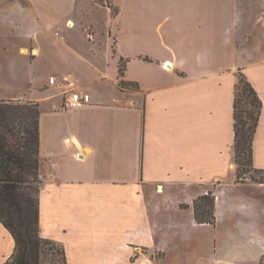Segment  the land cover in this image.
<instances>
[{
    "label": "crops",
    "instance_id": "crops-1",
    "mask_svg": "<svg viewBox=\"0 0 264 264\" xmlns=\"http://www.w3.org/2000/svg\"><path fill=\"white\" fill-rule=\"evenodd\" d=\"M115 3L0 0V100L40 112L41 236L66 264H261L264 182L237 180L233 104L241 71L262 102L251 161L264 170V11ZM63 75L88 103L60 108ZM209 190L214 223L198 222ZM14 247L0 221V264Z\"/></svg>",
    "mask_w": 264,
    "mask_h": 264
},
{
    "label": "trees",
    "instance_id": "trees-1",
    "mask_svg": "<svg viewBox=\"0 0 264 264\" xmlns=\"http://www.w3.org/2000/svg\"><path fill=\"white\" fill-rule=\"evenodd\" d=\"M95 1L109 6L113 15L118 13L115 0ZM119 74H123V64ZM118 86L130 88L134 84L121 79ZM261 105L251 83L237 71L233 104L236 166H239L240 158L252 166V140ZM39 113L34 101L0 100V221L15 242L14 251L5 263L11 260V264H40L43 247L48 245L50 249H59L62 263L66 264L63 247L40 234ZM236 177H239L238 167ZM194 214L198 222L214 223V196L210 193L199 196L194 201ZM263 259L264 254L261 262Z\"/></svg>",
    "mask_w": 264,
    "mask_h": 264
},
{
    "label": "rangeland",
    "instance_id": "rangeland-1",
    "mask_svg": "<svg viewBox=\"0 0 264 264\" xmlns=\"http://www.w3.org/2000/svg\"><path fill=\"white\" fill-rule=\"evenodd\" d=\"M259 7H260V13L263 10L264 11V0H257ZM12 101H18L21 103H24L26 101H19V100H12ZM29 101V100H27ZM238 167V173L239 177L237 178L238 181H245L246 179L250 180H264V170H258L253 168L250 165H247L245 163V160L240 158V164ZM210 195L212 194V190H209ZM241 196V195H240ZM200 203V201H198ZM243 219V215L237 214L236 220L240 221ZM220 225H226L228 224L226 222V218L220 220ZM5 264H11V260L8 261V263ZM40 264H63L62 263V255L56 247L54 249H50L48 245H44L43 247V253L41 254ZM261 264H264V259L261 262Z\"/></svg>",
    "mask_w": 264,
    "mask_h": 264
},
{
    "label": "built area",
    "instance_id": "built-area-1",
    "mask_svg": "<svg viewBox=\"0 0 264 264\" xmlns=\"http://www.w3.org/2000/svg\"><path fill=\"white\" fill-rule=\"evenodd\" d=\"M61 80L66 83V89L64 91L65 97L60 106L62 110H67L72 107H77L81 105H85L90 101V97L88 93H79L76 90L75 81L70 78L68 75H63Z\"/></svg>",
    "mask_w": 264,
    "mask_h": 264
}]
</instances>
